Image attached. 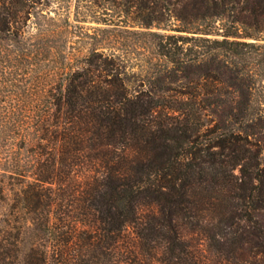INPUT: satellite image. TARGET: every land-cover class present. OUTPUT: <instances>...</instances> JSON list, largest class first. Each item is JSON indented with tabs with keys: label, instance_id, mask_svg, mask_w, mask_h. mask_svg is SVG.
Wrapping results in <instances>:
<instances>
[{
	"label": "trees",
	"instance_id": "1",
	"mask_svg": "<svg viewBox=\"0 0 264 264\" xmlns=\"http://www.w3.org/2000/svg\"><path fill=\"white\" fill-rule=\"evenodd\" d=\"M41 1L0 0V264H264V0H74L33 34ZM122 32L159 88L98 46Z\"/></svg>",
	"mask_w": 264,
	"mask_h": 264
},
{
	"label": "rangeland",
	"instance_id": "2",
	"mask_svg": "<svg viewBox=\"0 0 264 264\" xmlns=\"http://www.w3.org/2000/svg\"><path fill=\"white\" fill-rule=\"evenodd\" d=\"M51 11V14L55 12L66 13L70 16V19L73 17L74 10V0H42L41 2L33 8L34 14L28 20V25L26 29L30 33H37L38 26L36 21L41 20L40 12ZM111 13L115 15V12L111 10ZM110 17V15H107ZM85 24L89 26H106L103 24H96V22L88 21ZM125 26H120L121 28H129L132 30H139V27L135 23L130 22ZM119 28H116L118 32ZM262 39L254 40L257 44H264V32L258 33ZM101 38L104 37V34L100 33ZM244 40H253V38H244ZM89 45V44H88ZM98 46H103L106 53H113L117 56L118 59L122 62V67L124 69V75L126 76V83L128 84L130 90L135 88L145 87V88H159L162 83L159 82V76L157 73H154L157 67L161 65L162 60H158L155 57L153 52V44L148 38H144L137 34H125L122 32V35L111 36L108 39H101ZM87 49L85 46L82 47L81 52H86ZM255 80L257 83V94L256 98L258 99L257 104L255 105V110L257 114H260L264 117V97L262 96V90L264 89V70H260L259 67H255ZM142 81V83H141ZM141 83V84H140ZM176 85V82L173 83V86ZM208 119L213 118L212 116L207 117ZM264 147V144H263ZM264 155V149L262 151Z\"/></svg>",
	"mask_w": 264,
	"mask_h": 264
}]
</instances>
